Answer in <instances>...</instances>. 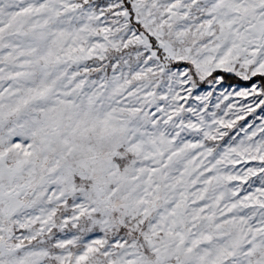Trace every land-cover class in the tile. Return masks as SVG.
Returning a JSON list of instances; mask_svg holds the SVG:
<instances>
[{"label":"snow or ice","instance_id":"obj_1","mask_svg":"<svg viewBox=\"0 0 264 264\" xmlns=\"http://www.w3.org/2000/svg\"><path fill=\"white\" fill-rule=\"evenodd\" d=\"M0 264H264V0H0Z\"/></svg>","mask_w":264,"mask_h":264}]
</instances>
